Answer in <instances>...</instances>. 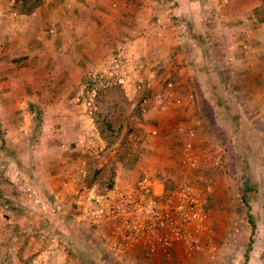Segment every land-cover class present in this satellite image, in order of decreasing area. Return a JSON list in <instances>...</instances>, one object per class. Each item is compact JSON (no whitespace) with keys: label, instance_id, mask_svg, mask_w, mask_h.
Returning <instances> with one entry per match:
<instances>
[{"label":"crops","instance_id":"0c3cea01","mask_svg":"<svg viewBox=\"0 0 264 264\" xmlns=\"http://www.w3.org/2000/svg\"><path fill=\"white\" fill-rule=\"evenodd\" d=\"M67 2L69 8L60 0H50L31 14L12 12V22L0 25V110L9 111L5 123L1 121L8 134L0 136V264H98L92 242L99 243L100 253H108L93 228L76 216L71 203L63 211L32 217L24 190L31 187L56 196L58 181L82 159L74 154L80 145L76 150L63 148L78 145L76 128L92 124L79 115L72 92L97 72V66L104 73L111 71L114 59L123 62L125 69L117 73L121 78L125 71L132 86L146 73L153 81L173 78L177 83L168 104L149 109L150 117L161 127L158 135L153 134L157 141L152 144L151 163L179 165L187 141L202 150L218 137L231 147L221 167L209 166L190 174L193 184L205 192L209 212L201 250L177 242L167 253L147 254L138 249L114 256L136 264H238L235 257L246 259L245 264L263 260L264 218L262 212L254 211L255 202L248 210L244 199L245 152L239 142L249 135L246 126L254 125L264 136V0ZM175 15L185 18L177 19L178 23ZM195 26L198 32H194ZM189 46L200 51L199 58L193 57ZM19 54L25 57L12 63ZM18 63L23 73L18 71L20 76L13 77ZM26 94L40 96L43 109L51 110L52 118L27 122L24 116L34 112L25 106ZM222 95L230 96L234 109L241 112L238 130L221 113L218 99ZM31 123L51 127L53 135H41L29 143L23 130ZM7 126L18 133L14 135ZM162 155L164 161H160ZM261 155L262 161L253 165L257 181L264 178V146ZM3 174L16 175L19 181L12 177L7 182ZM88 183L96 184L89 178ZM257 199L258 194L254 201ZM243 229L248 230L247 236L239 232ZM211 245L218 247L216 259L205 248Z\"/></svg>","mask_w":264,"mask_h":264},{"label":"rangeland","instance_id":"374dc122","mask_svg":"<svg viewBox=\"0 0 264 264\" xmlns=\"http://www.w3.org/2000/svg\"><path fill=\"white\" fill-rule=\"evenodd\" d=\"M33 1L35 2V0H32V2ZM46 1L50 0H37V8L44 5ZM67 1L68 0H60V3L64 7L69 8L70 3ZM17 4H20V2H17V0H0V25L4 22H12V19H9V15H11L12 12L16 11V13H20L18 10H16L18 6ZM183 17L185 18L183 15H175L173 16V19L180 20L183 19ZM179 22L180 21H178V23ZM194 32H198V28L196 26L194 27ZM12 47L14 48L15 46ZM244 47L247 48L248 44H244ZM190 52H193V57L194 54L197 55V58L200 57V51L195 47L190 48ZM23 57H25L23 54H19L18 57L14 56L12 58V63L22 61ZM1 59H3V57ZM96 68L97 72L93 71L90 77H86V80L83 79L82 82L75 88V90H73L74 92H72L71 96L72 102L79 108V115H82L83 120L85 117L86 121L87 119H90L92 124H90L91 126L89 127H79V129L76 128L77 132L75 135L79 136L76 140L78 145L73 147L66 144V146L64 145L63 147L66 150H69L68 148L76 150L79 145L81 146L80 148L78 147L77 151H74V154H77L76 158L79 156L87 160L90 171L89 180L91 183H96L101 188H106L111 186L116 181L131 183L133 179L147 172L157 177L161 181V184H163L164 195H167L174 189L176 185L183 181H189L193 184L194 182H192V179L190 178L191 173L200 172L209 166L221 167L223 165L226 159H224L219 165L210 163L203 168H194L186 165L182 161L183 148L181 149L182 155L177 162L179 164L177 166L168 167L162 165V163H151L150 161L153 155L152 144L157 141L156 138H153L154 133L152 131L153 129H158V131L160 130L161 132V127L154 123V120L149 115V109L152 108V111H154L155 109L161 108V106H158L155 101V93L157 91L167 89L169 82L173 84L172 89H176V81L173 78H167L165 81H159L158 79L153 81V78L150 77L151 75L146 73V75H141L142 79H135L134 86H132L130 85L131 80L128 79V77H130L129 75L123 76V80H121L118 75L119 73H111L113 71L112 67L111 71L108 73H104V70L101 69L100 66H97ZM18 71L23 73V67L21 68V64L19 65V63L16 68L12 70L13 77L20 76ZM151 93H153V95H151ZM212 95L214 97L213 93ZM43 97L45 101L48 100V96ZM40 98V96L33 97L28 96V94L23 97L25 106H27L28 110L34 112V115L29 113V115L24 116V118L27 119V122L30 118H37V120L43 118H52L51 110L43 109ZM214 98L217 99V97ZM226 98V102H228L227 104H231L232 101L230 96L227 95ZM6 101H9V99ZM0 106H3L1 99ZM7 112L9 111L0 110V136H5V134H8V132L4 130L6 129L4 125L2 126V124L5 123V119H8L5 116ZM110 120L112 128H108L107 126V123ZM1 121L4 122L1 124ZM253 127L255 126L253 125ZM7 128L10 129L14 135L18 133L17 129H12L8 126ZM214 133L217 136L220 134L219 131H214ZM46 134L51 136L53 135L51 127H35L33 126V123H31L28 128H24L23 130V135L29 139V143H35L36 138ZM177 134L179 135L180 133L177 132ZM154 135L156 136L158 134ZM214 138L216 139L215 142L213 145L209 144V147H214L217 145L223 146L227 151V156L229 150H231L228 142L225 140V138ZM193 146L198 155H200L203 149L201 150V148H197L195 144ZM205 148L207 147H204V149ZM163 157L165 156L162 155L160 157V161H164ZM1 177L3 180L6 179L7 182L9 181V178L12 179V177L16 180V175H12V177H5L3 174ZM25 182L27 181L25 180ZM257 187L258 199L257 201H253L255 202L253 204L254 211L258 210V212H262L264 218V178L262 179L259 177ZM24 191H26L28 196V205L26 204V208L32 217L40 216L42 213H50L53 210L63 211L68 205L67 201L65 205L58 203L55 192L52 191L40 193L31 187L25 189ZM204 194L205 192L203 193V196ZM61 215L68 216L67 213H61ZM206 224L200 228V250L203 248L201 234L202 231L206 229ZM52 228L55 229L56 227ZM52 228L48 227V229ZM260 228H262V226H260ZM239 232L244 237L247 236L245 233L248 232V230L243 229L239 230ZM263 233L264 229L262 230V234ZM92 243L93 247L95 246L94 250L97 252L95 253L94 251L93 257L96 259L98 264H136L131 259H122L117 258L113 254L100 253V250L98 249L99 243ZM205 248H207L210 257L212 259H216L218 247L216 245H211ZM262 258H264V256H262ZM235 259L237 260L238 264L246 263V259L245 261L242 258L238 259L235 257ZM101 260H104V262L101 263ZM252 264H264V259H256L252 262Z\"/></svg>","mask_w":264,"mask_h":264},{"label":"built area","instance_id":"2783aa9c","mask_svg":"<svg viewBox=\"0 0 264 264\" xmlns=\"http://www.w3.org/2000/svg\"><path fill=\"white\" fill-rule=\"evenodd\" d=\"M124 66L114 59L111 73ZM172 88L169 82L167 89L155 93L158 106L170 102ZM193 145L188 141L183 146L182 161L186 165L203 168L210 163L219 165L225 159L227 151L223 146L207 147L198 155ZM89 172L83 158L70 166L69 175L58 181L57 202L71 203L76 216L93 228L108 253L125 256L138 249L147 254L167 253L177 242L190 249L200 248V228L208 218L200 187L183 181L164 195L161 181L145 172L131 183L116 181L101 188L88 183Z\"/></svg>","mask_w":264,"mask_h":264},{"label":"trees","instance_id":"16d2710c","mask_svg":"<svg viewBox=\"0 0 264 264\" xmlns=\"http://www.w3.org/2000/svg\"><path fill=\"white\" fill-rule=\"evenodd\" d=\"M20 4H17L16 10L20 13L31 14L38 6L37 0L35 2L32 0H17ZM194 37H197V34L194 33ZM200 40H202L200 38ZM226 97L222 95L220 100L218 99V103L222 105L220 108L223 117L226 116L227 120H231L229 123L235 129L238 130L240 128V123L242 120L241 112L239 109H234L233 104H227ZM225 107L229 109H225ZM232 108V110H231ZM108 128H112L111 120L107 123ZM247 132L249 133L246 139L240 140V148L243 152H245V166L244 171L242 172V180L245 183L246 191L244 195V199L246 205L248 206V210L252 208V201H254L258 194V181L255 178L254 173V164L260 163L262 161L261 151L264 146V136L255 130V128L251 125V127L246 126ZM250 130V131H249ZM245 138V137H242ZM250 138V139H249ZM239 139V138H238ZM250 140V142H249Z\"/></svg>","mask_w":264,"mask_h":264}]
</instances>
